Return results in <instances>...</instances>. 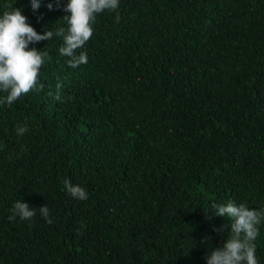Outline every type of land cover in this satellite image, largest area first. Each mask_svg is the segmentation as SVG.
Instances as JSON below:
<instances>
[{"label": "trees", "instance_id": "trees-1", "mask_svg": "<svg viewBox=\"0 0 264 264\" xmlns=\"http://www.w3.org/2000/svg\"><path fill=\"white\" fill-rule=\"evenodd\" d=\"M67 3L0 0L53 32L28 47L43 90L0 105V264H206L230 236L214 205L264 209V0H119L74 69ZM17 201L36 215L10 222Z\"/></svg>", "mask_w": 264, "mask_h": 264}, {"label": "clouds", "instance_id": "clouds-1", "mask_svg": "<svg viewBox=\"0 0 264 264\" xmlns=\"http://www.w3.org/2000/svg\"><path fill=\"white\" fill-rule=\"evenodd\" d=\"M62 0H55L59 8ZM33 11L41 4L40 0H31ZM119 7V0H68L63 11V19L67 22L68 28L65 32L60 29L56 34L63 35V46L59 53L69 57L67 64L70 68H77L88 62L87 53L81 52L78 56L76 50L82 48L93 35V23L96 15L105 10L115 11ZM9 9L0 15V92L6 93L0 97V105L11 106L21 96L31 91H42L43 84L39 81V73L47 52L41 54L35 48L28 50L29 44L40 41H48L53 37V32L46 30L43 35L38 34L22 15L21 9L6 4ZM47 8L53 10V3H48ZM61 85L57 84L59 90ZM51 95V93H49ZM60 99L59 91L55 97ZM27 127H19L17 135H24ZM64 188L71 197L78 200H86V191L78 185H73L69 180H64ZM215 216L227 217L231 220L230 236L225 240L222 247L216 248L206 257V264H258L255 256L256 247L253 243L258 235V225L264 219V209H249L245 204L237 206L234 202L226 205H214ZM40 214L46 222L49 209L47 206L39 208ZM36 215L35 208L28 203L17 201L12 209V215L8 217L13 221L17 216L21 220H31ZM222 228L220 231H223Z\"/></svg>", "mask_w": 264, "mask_h": 264}]
</instances>
